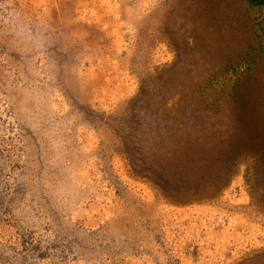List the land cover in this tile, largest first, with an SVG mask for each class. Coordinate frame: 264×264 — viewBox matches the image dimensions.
<instances>
[{
  "label": "rangeland",
  "instance_id": "obj_1",
  "mask_svg": "<svg viewBox=\"0 0 264 264\" xmlns=\"http://www.w3.org/2000/svg\"><path fill=\"white\" fill-rule=\"evenodd\" d=\"M262 1L0 0V264H264Z\"/></svg>",
  "mask_w": 264,
  "mask_h": 264
},
{
  "label": "built area",
  "instance_id": "obj_2",
  "mask_svg": "<svg viewBox=\"0 0 264 264\" xmlns=\"http://www.w3.org/2000/svg\"><path fill=\"white\" fill-rule=\"evenodd\" d=\"M219 220H220V222H221L220 224H221L222 226H224V227H225V226H226V227H230L229 224H228L229 222L226 223L225 221H221V219H219Z\"/></svg>",
  "mask_w": 264,
  "mask_h": 264
},
{
  "label": "trees",
  "instance_id": "obj_3",
  "mask_svg": "<svg viewBox=\"0 0 264 264\" xmlns=\"http://www.w3.org/2000/svg\"><path fill=\"white\" fill-rule=\"evenodd\" d=\"M262 4H264V0L262 1Z\"/></svg>",
  "mask_w": 264,
  "mask_h": 264
}]
</instances>
